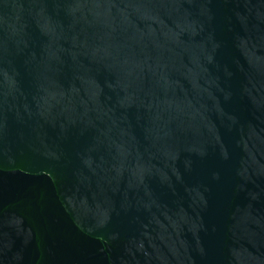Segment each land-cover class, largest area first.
<instances>
[{
  "label": "water",
  "instance_id": "obj_1",
  "mask_svg": "<svg viewBox=\"0 0 264 264\" xmlns=\"http://www.w3.org/2000/svg\"><path fill=\"white\" fill-rule=\"evenodd\" d=\"M0 264H264V0H0Z\"/></svg>",
  "mask_w": 264,
  "mask_h": 264
}]
</instances>
